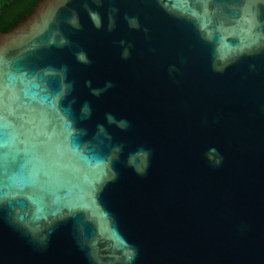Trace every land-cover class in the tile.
I'll list each match as a JSON object with an SVG mask.
<instances>
[{
    "label": "water",
    "instance_id": "95a60500",
    "mask_svg": "<svg viewBox=\"0 0 264 264\" xmlns=\"http://www.w3.org/2000/svg\"><path fill=\"white\" fill-rule=\"evenodd\" d=\"M0 264H264V0L0 32Z\"/></svg>",
    "mask_w": 264,
    "mask_h": 264
},
{
    "label": "trees",
    "instance_id": "16d2710c",
    "mask_svg": "<svg viewBox=\"0 0 264 264\" xmlns=\"http://www.w3.org/2000/svg\"><path fill=\"white\" fill-rule=\"evenodd\" d=\"M38 0H0V32L6 33L29 15Z\"/></svg>",
    "mask_w": 264,
    "mask_h": 264
}]
</instances>
